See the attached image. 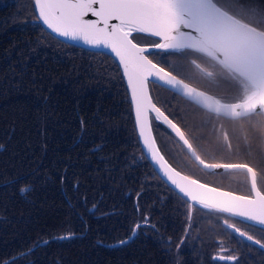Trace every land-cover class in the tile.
I'll use <instances>...</instances> for the list:
<instances>
[{
  "label": "trees",
  "instance_id": "trees-1",
  "mask_svg": "<svg viewBox=\"0 0 264 264\" xmlns=\"http://www.w3.org/2000/svg\"><path fill=\"white\" fill-rule=\"evenodd\" d=\"M246 2L264 9V0ZM138 37L147 41L145 35ZM159 53L155 57L163 63ZM161 89L162 99L150 89L152 99L175 122L183 118L200 123L201 117L194 116L179 96ZM172 104L175 109H170ZM216 123L224 124L238 152H225L224 158L264 171V144L250 139L247 146L237 140L238 126ZM204 131L215 142L213 124ZM206 159L213 161L212 156ZM231 175L199 178L245 194L228 184L241 179L246 186V176ZM159 186L177 198L162 202L157 197L152 204L147 188ZM184 201L190 204L159 178L141 151L127 87L115 60L48 33L32 0H0V264H179V259L180 264H200L197 249L169 257L155 240L161 219H168L176 233L179 223L184 226ZM147 216L155 223L144 220L126 245L115 244ZM214 221L223 225L215 219L208 222L217 225ZM142 227L146 233H140ZM208 229L205 226L203 232ZM180 234L178 246L184 248ZM206 236L214 239L200 241L199 248L211 251L217 236Z\"/></svg>",
  "mask_w": 264,
  "mask_h": 264
},
{
  "label": "snow or ice",
  "instance_id": "snow-or-ice-1",
  "mask_svg": "<svg viewBox=\"0 0 264 264\" xmlns=\"http://www.w3.org/2000/svg\"><path fill=\"white\" fill-rule=\"evenodd\" d=\"M33 4L38 18L52 32L103 45L119 59L131 90L140 138L167 181L192 202L188 205L189 220L191 210L200 206L240 218L238 222L246 228L259 226L264 232V171L249 162L225 159V152L229 156L238 152L224 124L216 123L229 121L234 128L238 126L241 136L237 140L243 139L247 146L250 139L264 144V9L246 0H33ZM89 14L95 19H85ZM134 33L158 37L160 42L152 47L173 50L176 59L166 67L154 63L145 54L149 49L134 42ZM149 78L179 96L194 116L201 117L200 123L170 119L153 102ZM153 112L156 120L162 118L171 129L169 136L181 149L180 163L209 174L216 170L244 174L249 194L211 187L176 170L151 135L149 114ZM208 124H213L215 142L206 138ZM207 156L213 161L209 162ZM223 224L233 235L264 249V242L230 219H223ZM139 227L137 224L133 228V234ZM226 251L221 248V253ZM214 259L235 262L239 257L220 254Z\"/></svg>",
  "mask_w": 264,
  "mask_h": 264
},
{
  "label": "rangeland",
  "instance_id": "rangeland-1",
  "mask_svg": "<svg viewBox=\"0 0 264 264\" xmlns=\"http://www.w3.org/2000/svg\"><path fill=\"white\" fill-rule=\"evenodd\" d=\"M151 44V43H150ZM151 125L152 127L155 128L156 130V140L158 145L161 147V151L166 154V159L173 165L176 166V168H179L183 172H186L188 174H191L195 177L203 176L208 174V172L202 170L201 168L193 167L191 164L188 165V167H185L182 163H180V156L178 155L181 152V149L175 146L174 142L169 136V131L166 128H158V122L157 120L151 116ZM184 160H187V157H184ZM142 180V178H140ZM216 178L213 176L211 181H215ZM144 184L145 182L142 181ZM261 184L264 185V178H261ZM146 185V184H145ZM146 193L148 194V197L153 199L152 204H154L157 200V197L160 199V201L164 202L165 200H171V199H176L177 196L175 193H173L171 190L159 186L158 188L155 189H150L147 188ZM180 201V200H179ZM183 201V200H182ZM185 202V201H184ZM181 203V201H180ZM158 204V202H157ZM181 206V205H180ZM184 211H186V222L183 226V224H178V227H180L179 232H175L173 228L170 227V225L167 223L168 219H161L160 224H161V229L158 231V235L155 236V240L157 239L159 242V246L161 249H163L167 255L170 257H173L175 254L179 255L182 254L183 251L187 253H192L193 250L197 249L196 254H199L201 257V262L200 264H215V262L221 261L219 259H214V257L223 254V255H235L239 257L238 261H225L228 264H257L259 260L264 261V251L257 250L256 252L254 250L257 249V246H254L253 243L241 239L238 234L233 235L231 233V230L227 229L225 226H223V219L225 218H220L216 214H211L209 210L203 209L201 207L194 208L191 213V221H189V207L188 204L182 203ZM149 212V211H148ZM145 215H148L146 213ZM148 221V225L150 224V221L155 223V220L152 218L146 217ZM210 219H215L220 221L223 225L217 224V221H214L215 224L213 225L210 222H208ZM145 218L143 217L140 219L139 222L140 226L145 225ZM231 222L236 223L237 227H240L242 230H246L249 232V234L254 235L255 239H260L262 242H264V232H261L259 229V226L255 228H246L245 224L239 223L238 221H233ZM166 225V226H165ZM205 226H208L209 229L203 232V228ZM136 227V226H135ZM134 227V228H135ZM198 227H202V229H198ZM133 228V226H132ZM144 227L140 229V233H146V231L143 230ZM213 230V231H211ZM137 232V228L135 233L133 234V231L129 230V234L118 241L115 242V244H119L118 247L124 246L127 243H120L121 241H129L132 237L135 236ZM207 232H212L216 234L215 238V244H214V249L209 252L206 248L200 247V241H208V240H213L214 238L209 239L206 235ZM180 234V237L185 238V246L180 248L178 246L179 244V237L178 235ZM188 234H191L187 236ZM211 234H209L210 236ZM66 235H61L59 236L60 238L65 237ZM197 242L193 243V241ZM195 244H198V246L195 247ZM226 248L228 251L221 253V248ZM124 248V247H122ZM76 251V248H75ZM182 257V255L180 256ZM204 259H209L208 263L203 261ZM211 259V260H210ZM180 264V259L178 260ZM184 264V262L182 263ZM264 264V263H262Z\"/></svg>",
  "mask_w": 264,
  "mask_h": 264
},
{
  "label": "water",
  "instance_id": "water-1",
  "mask_svg": "<svg viewBox=\"0 0 264 264\" xmlns=\"http://www.w3.org/2000/svg\"><path fill=\"white\" fill-rule=\"evenodd\" d=\"M32 3H33V0H32ZM33 8H34V4H33ZM35 11V10H34ZM35 14L37 16V19L38 21L40 22V24L42 25V27L48 32L50 33L51 35H53L54 37H56L57 39L65 42V43H68V44H71V45H74V46H77V47H81V48H84V49H87V50H90V51H96V52H103V53H106L108 55H110L114 60L115 62L117 63V65L119 66V69L121 71V74L124 78V81H125V84H126V87H127V92H128V96H129V102H130V107H131V112H132V118H133V124H134V128H135V132H136V136H137V140H138V143H139V146L144 154V156L146 157V159L148 160V162L150 163V165L152 166V168L155 170V172L157 173V175L172 189L174 190L176 193L180 194L178 192L177 189H175V187L171 184L170 181H167V178L162 174V172L159 170V166L156 165L152 159H151V156L150 154L148 153L147 149L145 148L144 144H143V141L142 139L140 138V135H139V128L137 127V124H136V113H135V107L132 103V99H131V90L129 89L128 87V82H127V78L124 76V71H123V67L122 65L120 64L119 62V59L115 56L114 53L111 52V50L109 48H106L104 47L103 45H99V46H96V45H91V44H86L83 42V40H80V39H77V40H72V39H68V38H65V37H62V36H59L58 34L52 32L51 29H49L44 23L42 20H40L38 17H39V13L35 11ZM85 19H95V17H92L90 14L88 16L85 17ZM115 21H113L114 23ZM142 34H145V33H142ZM134 35V34H133ZM145 35H148V34H145ZM150 36V35H148ZM156 38L158 41L157 42H160L159 38L158 37H154ZM134 42H136L134 40ZM140 44V43H138ZM142 46H145L147 47L149 50L148 52L150 51H154V50H161V51H171V50H162V49H157V48H154L152 47V44H140ZM146 52V53H148ZM145 53V54H146ZM147 55V54H146ZM148 56V55H147ZM149 58V57H148ZM150 59V58H149ZM155 63V62H154ZM150 79V82H152V78H149ZM149 82V83H150ZM149 83H148V89H149ZM150 93V91H149ZM153 100V99H152ZM154 102V101H153ZM152 114L154 117H155V113H150ZM150 114H149V127L151 128V135L154 137L153 135V132H152V127H151V120H150ZM159 123L163 124V126H166L168 128V126L166 124H164L162 122V118L161 120H157ZM170 129V128H169ZM171 131V129H170ZM177 170V169H176ZM216 171H220V170H216ZM184 174V173H182ZM204 183V182H202ZM209 186L211 187H215V186H212L210 184H208ZM218 188V187H217ZM221 190H224V191H229V190H226V189H222L220 188ZM236 193V192H234ZM236 194H239V193H236ZM181 196H183L182 194H180ZM239 195H243V194H239ZM184 197V196H183ZM186 198V197H184ZM188 199V198H186ZM240 219V218H239ZM259 246V245H257Z\"/></svg>",
  "mask_w": 264,
  "mask_h": 264
},
{
  "label": "flooded vegetation",
  "instance_id": "flooded-vegetation-1",
  "mask_svg": "<svg viewBox=\"0 0 264 264\" xmlns=\"http://www.w3.org/2000/svg\"><path fill=\"white\" fill-rule=\"evenodd\" d=\"M155 53H157V52H152V54L150 53L149 55H150V57L154 60V61H156L157 63H159L160 65H162V66H165V64H166V66L167 65H169L170 63L169 62H167L166 60H169V61H171L172 63H173V61L176 59V56H177V54L174 52V51H164V52H160V53H162V54H158V56H160L162 59H163V63L161 62V60H159L157 57H155ZM165 66V67H166ZM151 86H150V89L152 88V91H153V93L155 94L154 96L157 98V97H160L161 99L163 98V96H162V93L163 92H161L162 91V89H161V87L160 86H157V84H150ZM160 95V96H159ZM159 104V103H158ZM157 104V106H159V107H161V105H158ZM162 108V107H161ZM175 109L176 107H174L173 106V104L170 106V109ZM162 110H164L163 108H162ZM165 111V110H164ZM165 113L167 114V115H169L166 111H165ZM170 117V116H169ZM158 128H162V126L160 125V124H158ZM152 129H153V133L155 134V136H156V130H155V128L154 127H152ZM223 172V171H222ZM218 173H221V172H218ZM219 175V174H218ZM264 178V177H263ZM233 179V177H232V175H231V177H230V180H232ZM246 186H247V189L248 190H246ZM246 186H245V182H243L241 179L239 180V179H235L234 181H232V183H229L228 184V187H231V188H235V189H241V191H243V192H245V194H249V184L247 183V181H246ZM228 190V189H227ZM232 191V190H231ZM234 192H236V191H234ZM239 193V192H238ZM212 251V250H211ZM210 250H209V252H211ZM216 257V256H215Z\"/></svg>",
  "mask_w": 264,
  "mask_h": 264
}]
</instances>
